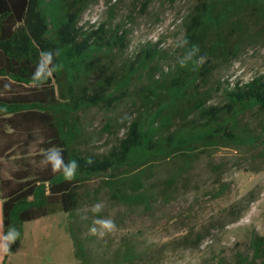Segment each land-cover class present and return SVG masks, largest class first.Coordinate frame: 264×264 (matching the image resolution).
Returning a JSON list of instances; mask_svg holds the SVG:
<instances>
[{"label":"trees","instance_id":"obj_1","mask_svg":"<svg viewBox=\"0 0 264 264\" xmlns=\"http://www.w3.org/2000/svg\"><path fill=\"white\" fill-rule=\"evenodd\" d=\"M92 1L0 0V160L15 163L5 173L0 161L3 225L21 233L13 252L26 222L63 212L78 264H141L151 249L133 239L108 257L107 250L98 255L88 246L76 221L81 190L101 178L116 202L150 208L176 196L177 184L190 178L202 155L264 148V75L232 85L214 80L247 44L264 43V0H195L182 23L188 44L167 66L161 42L127 57L123 27L83 25ZM152 1L144 0L145 7ZM192 45L204 62L181 67L178 58ZM55 49L62 69L34 86L39 53ZM124 104L132 108L123 116L130 119L111 118L105 125L116 133L115 142L106 151L91 150L84 115ZM51 147L61 149L66 162H79L74 180L40 163ZM89 158L92 165L85 163ZM158 170L166 175L150 182ZM251 250V256L238 253L234 262L215 264H264V235L253 237Z\"/></svg>","mask_w":264,"mask_h":264},{"label":"rangeland","instance_id":"obj_2","mask_svg":"<svg viewBox=\"0 0 264 264\" xmlns=\"http://www.w3.org/2000/svg\"><path fill=\"white\" fill-rule=\"evenodd\" d=\"M194 3L195 0H153L145 7L144 0H93L82 24L90 27L109 23L123 27L128 32L127 57L137 54L147 43L161 42L160 47L168 55L161 64L167 66L183 41V19ZM261 75H264V43L257 42L247 44L237 58L222 66L214 80L217 85H232ZM131 110L124 104L112 112L96 108L86 113L84 126L89 148L106 151L116 140V133L105 130L106 123ZM249 119L259 126V120ZM36 150L34 145L32 152ZM0 161L5 173L15 167L13 161ZM164 175V171L158 170L150 182ZM102 187L101 178L83 186L76 216L83 234L90 239L88 246L98 255L105 250L114 251L125 240L133 239L140 248L151 249L141 264L234 262L238 253L251 256V240L264 235L263 147L221 148L202 155L190 178L177 184L176 196L168 203L158 201L150 208L120 204ZM101 201L105 208L94 215L89 209ZM98 218L113 219L116 231L102 238L90 235L89 226ZM0 221L3 223L1 214ZM68 223L69 216L63 212L26 222L22 241L8 257L0 258V263L78 264ZM109 255L110 252L104 256Z\"/></svg>","mask_w":264,"mask_h":264},{"label":"clouds","instance_id":"obj_3","mask_svg":"<svg viewBox=\"0 0 264 264\" xmlns=\"http://www.w3.org/2000/svg\"><path fill=\"white\" fill-rule=\"evenodd\" d=\"M188 44L187 39H184L177 46L186 47ZM199 47L197 45H192L188 48L184 54L178 58V63L181 67H187L189 62H193L197 66L204 62V57L199 56ZM60 55V50H47L41 51L39 53V60L36 65V69L32 74L33 85L36 87H42L53 74L62 69V65L55 63L56 57ZM7 87V86H6ZM125 119H130L125 116L121 119V122ZM43 166H50L51 171L55 173H61L65 181H72L76 178L77 169L80 167L79 162L75 159L65 161L63 152L57 147H51L44 151L43 159L40 162ZM86 164L92 165L94 161L89 158L85 161ZM105 208V204L97 202L93 204L89 211L94 215H98ZM86 219L87 217H83ZM117 226L115 221L111 218H98L93 220L92 224L89 226V234L102 238L108 233L116 231ZM21 233L14 227L9 225L5 231L2 221H0V258L7 256L11 253V245L17 240H20Z\"/></svg>","mask_w":264,"mask_h":264},{"label":"crops","instance_id":"obj_4","mask_svg":"<svg viewBox=\"0 0 264 264\" xmlns=\"http://www.w3.org/2000/svg\"><path fill=\"white\" fill-rule=\"evenodd\" d=\"M0 214L3 215L2 202L0 203ZM1 264V263H0Z\"/></svg>","mask_w":264,"mask_h":264}]
</instances>
